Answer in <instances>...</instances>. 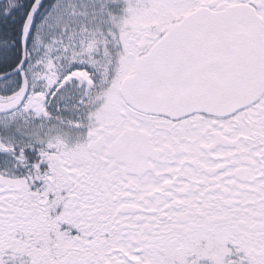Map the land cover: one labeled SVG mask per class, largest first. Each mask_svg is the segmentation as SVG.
Segmentation results:
<instances>
[{"label": "snow or ice", "instance_id": "1", "mask_svg": "<svg viewBox=\"0 0 264 264\" xmlns=\"http://www.w3.org/2000/svg\"><path fill=\"white\" fill-rule=\"evenodd\" d=\"M0 264H264V0H0Z\"/></svg>", "mask_w": 264, "mask_h": 264}]
</instances>
